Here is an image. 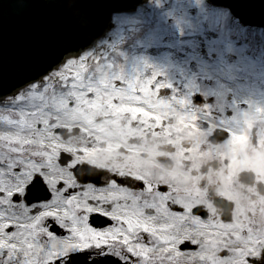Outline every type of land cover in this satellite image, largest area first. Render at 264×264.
I'll return each mask as SVG.
<instances>
[{
    "label": "snow or ice",
    "instance_id": "obj_1",
    "mask_svg": "<svg viewBox=\"0 0 264 264\" xmlns=\"http://www.w3.org/2000/svg\"><path fill=\"white\" fill-rule=\"evenodd\" d=\"M10 6L19 15L31 4ZM45 6L70 10L82 43L67 32L49 42L46 66L12 62L20 86L0 104V264H264V213L210 217L171 185L98 165L118 131L159 128L177 111L186 121L199 115L167 95L171 85L146 62L130 75L92 46L95 4V16L80 0ZM73 132L91 139L74 141Z\"/></svg>",
    "mask_w": 264,
    "mask_h": 264
},
{
    "label": "rangeland",
    "instance_id": "obj_2",
    "mask_svg": "<svg viewBox=\"0 0 264 264\" xmlns=\"http://www.w3.org/2000/svg\"><path fill=\"white\" fill-rule=\"evenodd\" d=\"M113 22L114 27L93 47L123 65L145 67L146 62L164 74L158 77L164 81L177 79L183 85L185 76L192 83L200 80L192 90L223 116L238 105L245 118L240 131L250 124L253 112L256 120L264 121V29L244 26L229 10L207 0H146L132 11L114 14ZM144 39L149 41L144 50L150 55L142 54L136 62L116 49L119 43L134 48ZM211 51L219 54L218 59ZM228 94L233 96L231 102Z\"/></svg>",
    "mask_w": 264,
    "mask_h": 264
},
{
    "label": "flooded vegetation",
    "instance_id": "obj_3",
    "mask_svg": "<svg viewBox=\"0 0 264 264\" xmlns=\"http://www.w3.org/2000/svg\"><path fill=\"white\" fill-rule=\"evenodd\" d=\"M227 98L231 102L233 96ZM195 106L199 120L186 121L185 113L177 111L165 117L159 128L137 125L139 131L129 132L125 128L116 132L97 153L98 165L126 168L154 185H171L177 199L186 204L198 199L210 217L217 219L223 217L225 209L217 207L214 198L234 199L235 210L239 198L247 196L254 204L250 207L256 208L255 201L264 197V122L257 121L253 112L248 117L250 128L240 131L245 118L237 104L235 110L226 111V116L205 98ZM207 112L216 118L210 119ZM230 128L235 135L229 133ZM220 130L227 132L226 137L218 143L210 141ZM72 139L89 141L91 136L75 132ZM260 207L258 204L256 210L260 211ZM244 210L250 211L246 206ZM104 219L97 218V225ZM53 230L59 231L55 227Z\"/></svg>",
    "mask_w": 264,
    "mask_h": 264
},
{
    "label": "water",
    "instance_id": "obj_4",
    "mask_svg": "<svg viewBox=\"0 0 264 264\" xmlns=\"http://www.w3.org/2000/svg\"><path fill=\"white\" fill-rule=\"evenodd\" d=\"M143 0H80L89 6L88 11L95 16L96 27L90 43L101 36L111 26V14L114 11L129 9ZM229 6L242 21L249 24H264V4L259 0H211ZM13 0H0L5 7L0 10V97L12 93L20 86V77L13 76V64L25 63L35 58L41 66L54 58L49 49V42L67 32H72L77 44L82 43L70 15V10L61 7H47L67 3L68 0H29L30 7L23 9L18 15L10 5ZM39 25L38 31L33 26Z\"/></svg>",
    "mask_w": 264,
    "mask_h": 264
},
{
    "label": "clouds",
    "instance_id": "obj_5",
    "mask_svg": "<svg viewBox=\"0 0 264 264\" xmlns=\"http://www.w3.org/2000/svg\"><path fill=\"white\" fill-rule=\"evenodd\" d=\"M250 199V197L245 196L243 198V202L247 204V201ZM257 203H260L262 205V212H264V197L260 198Z\"/></svg>",
    "mask_w": 264,
    "mask_h": 264
}]
</instances>
